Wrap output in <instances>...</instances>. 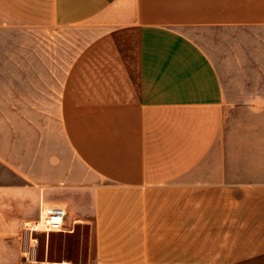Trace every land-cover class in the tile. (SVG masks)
I'll use <instances>...</instances> for the list:
<instances>
[{
    "label": "crops",
    "instance_id": "0c3cea01",
    "mask_svg": "<svg viewBox=\"0 0 264 264\" xmlns=\"http://www.w3.org/2000/svg\"><path fill=\"white\" fill-rule=\"evenodd\" d=\"M3 33L0 264L47 204L87 236L42 264H264V0H0Z\"/></svg>",
    "mask_w": 264,
    "mask_h": 264
},
{
    "label": "rangeland",
    "instance_id": "374dc122",
    "mask_svg": "<svg viewBox=\"0 0 264 264\" xmlns=\"http://www.w3.org/2000/svg\"><path fill=\"white\" fill-rule=\"evenodd\" d=\"M65 30V29H64ZM66 31V30H65ZM61 29L60 27H32L20 30L15 33L13 38L14 42H18L19 46L27 47L32 46L35 47L36 50V61L40 60L41 57L47 56V61H57L62 56L66 55L67 45L65 43L66 40H61ZM218 33V30L215 31ZM195 36H199V32H195ZM201 34V32H200ZM11 35V34H10ZM9 35V36H10ZM65 35V34H64ZM5 37L4 33L2 37H0V61L3 60H13L11 54L3 53L2 50L11 46V43H6L5 40L11 38ZM199 42L207 49V51L211 54L213 58L218 60V48L213 44V42L218 41L219 38H204V37H196ZM2 41L5 42V45H2ZM61 44H64L63 51H61ZM18 46V47H19ZM25 50L27 48H24ZM47 49V50H45ZM47 51V54H45ZM64 53V54H63ZM33 56V53H15V59L17 61L27 60L29 57ZM52 125L56 124L55 119L52 118ZM48 122V121H47ZM67 219L71 220L72 214L68 213ZM22 222L19 226L17 234L20 232ZM72 235V236H68ZM75 235V237H73ZM87 236V229H82L80 227H76L73 232H53L49 235L41 234L39 235V246L36 256V262L33 264H42L47 262L48 259L59 260L62 257L76 259L78 256L85 251V246L83 241ZM77 237V238H76ZM78 239L79 242H76Z\"/></svg>",
    "mask_w": 264,
    "mask_h": 264
},
{
    "label": "built area",
    "instance_id": "2783aa9c",
    "mask_svg": "<svg viewBox=\"0 0 264 264\" xmlns=\"http://www.w3.org/2000/svg\"><path fill=\"white\" fill-rule=\"evenodd\" d=\"M66 207L62 205H43L37 217L23 221L18 239L22 260L27 264L36 262L39 235L65 231Z\"/></svg>",
    "mask_w": 264,
    "mask_h": 264
}]
</instances>
